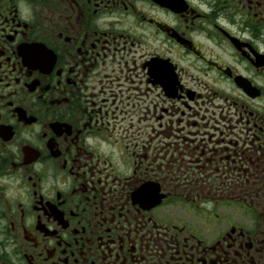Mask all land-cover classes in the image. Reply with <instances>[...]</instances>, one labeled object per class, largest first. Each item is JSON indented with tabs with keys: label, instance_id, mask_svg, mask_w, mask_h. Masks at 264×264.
<instances>
[{
	"label": "flooded vegetation",
	"instance_id": "obj_1",
	"mask_svg": "<svg viewBox=\"0 0 264 264\" xmlns=\"http://www.w3.org/2000/svg\"><path fill=\"white\" fill-rule=\"evenodd\" d=\"M0 264H264V0H0Z\"/></svg>",
	"mask_w": 264,
	"mask_h": 264
}]
</instances>
